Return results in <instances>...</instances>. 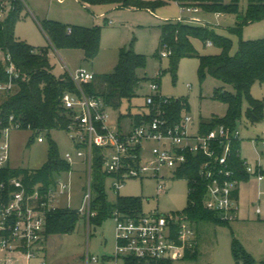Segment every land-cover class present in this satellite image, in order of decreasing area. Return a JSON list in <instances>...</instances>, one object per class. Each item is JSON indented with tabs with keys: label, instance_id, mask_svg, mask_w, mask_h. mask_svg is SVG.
<instances>
[{
	"label": "rangeland",
	"instance_id": "374dc122",
	"mask_svg": "<svg viewBox=\"0 0 264 264\" xmlns=\"http://www.w3.org/2000/svg\"><path fill=\"white\" fill-rule=\"evenodd\" d=\"M154 1V0H147ZM233 0H224L225 4ZM8 2H10L8 0ZM24 8L15 25V33L22 40L37 48L47 50L53 71L56 76L85 67L93 71L97 77L110 73L118 63L121 48H132L144 54L147 63L138 69V74L145 77L138 89V95L125 99L119 106L109 105L111 122L116 127L119 123L126 127L130 124V114L143 109L146 96L152 93L151 81L159 77L160 91L165 96L186 99L185 112L195 116L196 122L213 116H223L227 104L214 98V91L221 87L235 92L232 85L207 75L204 79L199 75V58L197 56L182 57L175 72L171 70V57L162 56L165 50L161 46V26L167 21H175L181 14L176 0L155 5L152 8H111L95 4L84 6L78 0H22ZM202 9L197 13L204 19L203 25L216 33L232 39V53L238 49L240 39H258L264 37V19L246 24L240 35L234 32L237 15L224 10L212 11L202 4L211 3L200 0ZM248 0H239L241 14L247 10ZM104 12L105 16H101ZM217 12L222 13L217 16ZM46 17L59 20L68 26L75 24L101 26L100 49L92 60L83 58L84 52L77 48H57L42 28ZM38 24V25H37ZM199 24V23H197ZM194 46L200 54L217 53L215 45H205L200 38L193 39ZM251 93L254 97L264 99V81L255 82ZM7 94L0 93V103ZM247 100L243 99V114L237 126L241 132V155L251 164L260 158L264 169V144L259 142L257 148L251 140L264 137V118L261 122L251 123L244 114ZM49 135V136H48ZM44 141L38 140V134L28 128H13L9 133L10 162L12 168L41 169L48 164L52 141L55 142L59 154L64 157L67 151L76 153L65 129H54L47 134ZM152 144L147 143V152ZM258 150V151H257ZM261 153V157L259 153ZM97 154L94 152L93 156ZM94 166V163H93ZM95 169V168H94ZM91 172V182L96 176ZM70 179L71 187L63 196L62 204H71L79 208L83 203L85 191L88 189L90 171L87 160L76 157L71 171L63 173ZM105 182L106 200L115 205L119 197H140L142 210L151 212L158 210L164 214L183 211L189 200V184L184 178L167 180V191L157 195L156 181L152 178L125 180L119 189L112 185V179L102 175ZM239 212L235 220L215 222L200 220L194 223L197 231V251L191 257L172 261L170 264H264V178L259 181L253 176L240 185ZM116 222L112 216L105 218L100 224L90 221L80 214L75 229L70 233L55 234L48 238L49 264H83L85 255L90 252L98 256L94 264H126L122 257H114L116 245ZM107 256V259H104Z\"/></svg>",
	"mask_w": 264,
	"mask_h": 264
},
{
	"label": "built area",
	"instance_id": "2783aa9c",
	"mask_svg": "<svg viewBox=\"0 0 264 264\" xmlns=\"http://www.w3.org/2000/svg\"><path fill=\"white\" fill-rule=\"evenodd\" d=\"M0 0V20L5 19L14 8L16 0ZM22 1V0H21ZM181 14L178 22L202 24L204 19L197 15L202 9L200 0L177 1ZM222 13L217 12V16ZM71 29L69 28V31ZM213 45L211 41L207 43ZM165 49L162 56H169ZM9 76L0 82V93H11L17 86L16 79L23 78L11 53L0 50ZM76 90H66L62 104L69 117L66 131L76 153L67 151L64 159L73 165L76 157L87 160L90 171L88 189L78 213L90 220L92 211L91 172L95 157L94 148L101 150L102 171L112 179V185L119 189L129 178L156 181L157 195L167 191V180L184 178L189 184L200 183L205 188L203 206L224 221L235 220L239 212L238 191L241 179L232 166L234 153L241 158L240 149L234 145L241 142L237 127L220 124L206 131L202 130L200 119L181 111L179 119L171 121L167 107L178 97L165 96L160 91L158 77L151 81L152 93L146 96L142 118L136 123L131 117L126 127L111 122L109 105L104 98L86 91L85 85L96 78V74L80 67L68 69ZM13 116L10 117L12 123ZM0 121V172L10 167L9 133L18 124L2 126ZM44 132L38 133V140L44 141ZM257 148L264 144V137L253 138ZM147 143L152 146L147 152ZM258 151V150H257ZM259 153V152H258ZM192 155L197 163V176L190 179L180 173ZM260 155V154H259ZM200 156L205 159L200 160ZM246 172L261 181L264 170L260 158L255 164L242 159ZM71 171V170H70ZM68 171V173L70 172ZM63 174V173H62ZM59 175L53 184L42 188L41 183L29 186L22 176H11L0 180V264H49L46 258V237L48 214L60 207L64 194L71 187V181ZM192 184V185H191ZM112 217L116 222V245L114 257H122L127 264H164L186 257L197 249V231L194 222L185 211L164 214L158 210L144 212L142 209L123 211L116 208ZM99 258L87 251L83 264H94Z\"/></svg>",
	"mask_w": 264,
	"mask_h": 264
},
{
	"label": "trees",
	"instance_id": "16d2710c",
	"mask_svg": "<svg viewBox=\"0 0 264 264\" xmlns=\"http://www.w3.org/2000/svg\"><path fill=\"white\" fill-rule=\"evenodd\" d=\"M83 4H114L119 8H148L167 3L169 0H79ZM182 1V0H176ZM211 3L202 4L212 11L224 10L226 13L237 15V25L234 32L240 35L243 27L251 22L264 19V0H248L247 10L241 14L239 0H233L225 4L224 0H208ZM24 4L21 0L14 1V8L8 16L0 20V50L10 52L12 58L23 78L16 79L17 86L11 93H5L6 98L0 103V121L2 126L16 125L20 128H28L36 134L46 132L49 134L54 129H65L69 123V117L62 104V96L66 90H76V86L69 73L56 76L53 65L46 49L37 48L25 40L20 39L15 33V25L20 16ZM42 28L48 38L57 48H79L84 52L86 60L96 57L101 42V26L71 25L54 20L45 19ZM69 28L71 29L69 31ZM194 38H200L205 45L209 41L219 48L217 53L200 54L193 43ZM232 39L216 33L210 27L203 24L178 22L167 20L161 26V46L171 50V70L176 71L178 62L185 56H197L199 58V75L204 79L212 75L230 84L235 92L226 91L218 87L214 91V98L227 104V111L223 116H213L202 120V130L212 129L223 124L230 128L237 127L243 114V99L247 100L244 114L251 123L261 122L264 118V99L256 98L251 93L252 85L264 81V37L258 39H240L238 49L232 53ZM147 57L135 52L132 48H121L118 63L110 73L101 75L85 85L87 92L100 95L108 105L119 106L125 99L138 95V89L145 77L138 74V69L144 68ZM9 76L5 69L3 57L0 55V82L7 81ZM159 79V77H158ZM187 106L186 99L178 97L168 107L171 121L179 119L181 111ZM13 116L12 123L10 117ZM136 123H140L142 114H130ZM49 136V135H48ZM240 149V141L235 143L234 150ZM97 154L94 159V173L92 179V211L96 212L90 218L100 224L105 218L112 216L118 208L123 211H133L142 208L140 197H119L115 205L106 200L105 182L102 175L101 150L94 148ZM188 164L180 170L190 179L197 176L198 166L192 155ZM205 157L200 156V160ZM232 166L237 177L245 180L248 173L243 167L242 160L235 153L232 157ZM72 169L58 152L57 146L52 141L48 164L41 169H22L7 167L0 172V180L11 176H22L29 186L37 183L42 188H47L55 182V179L64 172ZM192 185V184H191ZM194 190L189 192L188 205L185 213L194 223L200 220L222 221L215 212L207 210L203 206L205 188L200 183L193 184ZM80 217L78 210L70 207H60L50 212L47 219L46 237L55 234L72 232ZM224 223H226L224 221ZM197 251V250H196ZM193 253H187L191 257ZM252 264L250 259H247ZM170 261L164 264H170ZM127 264V263H126Z\"/></svg>",
	"mask_w": 264,
	"mask_h": 264
},
{
	"label": "crops",
	"instance_id": "0c3cea01",
	"mask_svg": "<svg viewBox=\"0 0 264 264\" xmlns=\"http://www.w3.org/2000/svg\"><path fill=\"white\" fill-rule=\"evenodd\" d=\"M59 1H62V0H59ZM79 1V0H78ZM80 2V1H79ZM83 4V3H82ZM84 6H91V5H87V4H83ZM100 5H104V6H108V7H110L111 6V8H118L116 5H114V4H100ZM101 16H105V14H104V12H102V14H101ZM46 19H53V18H49V17H46ZM54 20H56V19H54ZM57 21H59V20H57ZM38 25V24H37ZM75 25H83V26H88V27H91V25H84V24H75ZM18 36V35H17ZM19 37V36H18ZM20 38V37H19ZM21 39V38H20ZM29 43V42H28ZM31 44V43H30ZM33 45V44H32ZM83 58H84V55H83ZM80 68V67H79ZM145 109H144V106H143V109L142 110H139L138 112H136L135 114H137V113H140V112H143ZM130 119H131V117H130ZM201 119V118H200ZM125 126V125H124ZM259 137V136H258ZM252 142V141H251ZM240 144H241V142H240ZM260 155V157H261V153H259ZM241 158L242 159H246L245 157H243L242 155H241ZM258 159H259V157H258ZM258 162V160L256 161V163ZM264 170V169H263ZM64 173H67V172H64ZM250 176H253V177H255L256 179H258L257 178V176L256 175H254V174H250V175H248V177L245 179V180H242V182L243 181H246V180H248L249 178H250ZM241 182V183H242ZM241 183H240V185H241ZM239 190H240V186H239ZM239 199H240V193H239V191H238V201H239ZM65 200V199H64ZM64 200H62L61 201V205H67V203L66 204H62V202L64 201ZM47 243H48V241H47ZM47 243L45 244V248H46V258H47V260H48V257H47V255H48V245H47ZM114 251H115V248H114ZM114 254V253H113ZM104 259H107V256H105V258Z\"/></svg>",
	"mask_w": 264,
	"mask_h": 264
}]
</instances>
